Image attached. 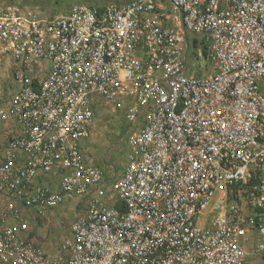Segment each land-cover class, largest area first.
<instances>
[{
    "label": "built area",
    "instance_id": "built-area-1",
    "mask_svg": "<svg viewBox=\"0 0 264 264\" xmlns=\"http://www.w3.org/2000/svg\"><path fill=\"white\" fill-rule=\"evenodd\" d=\"M2 63L0 196L83 207L52 255L0 210V264H246L253 237L264 258V0L4 2ZM97 96L136 127L109 183L83 149Z\"/></svg>",
    "mask_w": 264,
    "mask_h": 264
},
{
    "label": "rangeland",
    "instance_id": "rangeland-1",
    "mask_svg": "<svg viewBox=\"0 0 264 264\" xmlns=\"http://www.w3.org/2000/svg\"><path fill=\"white\" fill-rule=\"evenodd\" d=\"M129 0H0V3L11 2L25 5H43L48 9L56 6H67L72 4H85L93 6H103L107 3H124ZM203 63V61L201 62ZM0 88L12 89L11 72L5 64L2 63L0 70ZM14 87L16 84L14 83ZM3 97L5 98L6 96ZM8 97V96H7ZM96 97V96H95ZM99 104L94 109V117L90 129L89 137L84 142V151L88 160H91L103 170L108 183L113 181L123 170L127 163V153L129 147L126 144L128 132L136 127L130 126L123 116V112L114 109L109 104L102 102L101 97L97 96ZM108 185V184H107ZM81 198H72L65 200L54 210L49 212L47 223L45 221L37 222L32 220L33 235L43 236L41 240L36 239V245L44 248L47 241L50 246L59 248L60 243L70 235L69 224L74 218L75 212L83 207ZM77 205L74 209V204ZM43 239V240H42ZM255 239V238H254ZM42 248V249H43ZM45 251V250H44ZM252 264H264V260H254Z\"/></svg>",
    "mask_w": 264,
    "mask_h": 264
},
{
    "label": "crops",
    "instance_id": "crops-1",
    "mask_svg": "<svg viewBox=\"0 0 264 264\" xmlns=\"http://www.w3.org/2000/svg\"><path fill=\"white\" fill-rule=\"evenodd\" d=\"M1 71H3V68H2V70H0V72ZM0 75H1V73H0ZM12 84L14 85V83H12ZM13 85H12V88H13ZM11 90L12 89L8 88V92H6V89L0 88V101L6 99L7 96H9L11 94ZM3 94H5L4 95V96H6L5 98L3 97ZM16 131H17V124L14 122L13 119H2L0 117V160H1L2 149H3L6 141L13 134H15ZM70 199H72V198H69L67 200L70 201ZM8 204H12V205H8ZM76 205H77V202L74 204V209H75ZM13 209L18 210L19 214L28 220L29 230H30L29 238L32 241L36 242V239L38 241V239L41 240L40 238H44L43 236H40V235L39 236H37L36 234L33 235V230H32V225H31V222L33 219L31 218L30 214L27 213L21 205H19L17 203L9 202L8 199H6L3 196H0V210L4 211L6 213L9 220H14V217L12 215ZM40 221H45V222L48 221L49 222L50 219H48L46 217H40L37 219V222H40ZM253 245H254V237L251 238V240L248 242V244L246 246V250H247L246 264H252V262L254 260H257V261L264 260V258H261L259 256L254 255ZM43 246H44V248L43 247L42 248L46 252H48L50 255L56 253L55 251H56L57 247L53 248L52 246L49 245V243L47 241L44 243Z\"/></svg>",
    "mask_w": 264,
    "mask_h": 264
},
{
    "label": "water",
    "instance_id": "water-1",
    "mask_svg": "<svg viewBox=\"0 0 264 264\" xmlns=\"http://www.w3.org/2000/svg\"><path fill=\"white\" fill-rule=\"evenodd\" d=\"M195 43H196V40H195V39H193V41H192V45L194 46V45H195Z\"/></svg>",
    "mask_w": 264,
    "mask_h": 264
}]
</instances>
